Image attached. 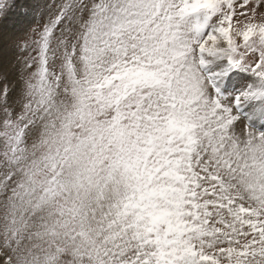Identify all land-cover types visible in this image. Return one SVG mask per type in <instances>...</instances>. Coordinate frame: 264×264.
<instances>
[{
	"label": "snow or ice",
	"instance_id": "1",
	"mask_svg": "<svg viewBox=\"0 0 264 264\" xmlns=\"http://www.w3.org/2000/svg\"><path fill=\"white\" fill-rule=\"evenodd\" d=\"M39 8L0 67V264H264V0Z\"/></svg>",
	"mask_w": 264,
	"mask_h": 264
},
{
	"label": "rangeland",
	"instance_id": "2",
	"mask_svg": "<svg viewBox=\"0 0 264 264\" xmlns=\"http://www.w3.org/2000/svg\"><path fill=\"white\" fill-rule=\"evenodd\" d=\"M40 3L41 0H18L17 7L0 19V67L5 71H11L15 65L19 55L18 45L28 39L29 28L36 27Z\"/></svg>",
	"mask_w": 264,
	"mask_h": 264
},
{
	"label": "bare ground",
	"instance_id": "3",
	"mask_svg": "<svg viewBox=\"0 0 264 264\" xmlns=\"http://www.w3.org/2000/svg\"><path fill=\"white\" fill-rule=\"evenodd\" d=\"M31 9H32V8H31ZM13 21L15 22V20H13ZM15 23H16V22H15ZM15 23H14V25L17 26V24H15ZM11 29H12V28H11ZM0 48H1V47H0ZM0 53H1V52H0ZM3 53H4V52H3ZM3 53H2V54H3ZM2 54H1V55H2ZM3 55H4V54H3ZM1 63H2V60L0 61V64H1ZM1 65H2V64H1Z\"/></svg>",
	"mask_w": 264,
	"mask_h": 264
}]
</instances>
